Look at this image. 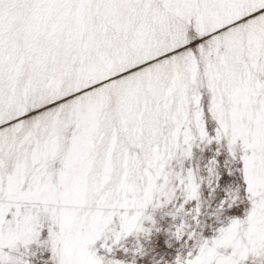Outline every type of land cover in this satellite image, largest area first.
<instances>
[{"label": "snow or ice", "instance_id": "1", "mask_svg": "<svg viewBox=\"0 0 264 264\" xmlns=\"http://www.w3.org/2000/svg\"><path fill=\"white\" fill-rule=\"evenodd\" d=\"M0 264H264V0H0Z\"/></svg>", "mask_w": 264, "mask_h": 264}]
</instances>
